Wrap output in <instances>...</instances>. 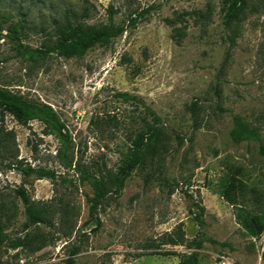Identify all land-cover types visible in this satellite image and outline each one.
Returning a JSON list of instances; mask_svg holds the SVG:
<instances>
[{
  "label": "rangeland",
  "instance_id": "1",
  "mask_svg": "<svg viewBox=\"0 0 264 264\" xmlns=\"http://www.w3.org/2000/svg\"><path fill=\"white\" fill-rule=\"evenodd\" d=\"M1 9L0 86L52 106L66 125L72 167L61 164L62 145L43 133V123L21 125L4 115L0 130L12 132L17 160L57 178L8 169L15 157L8 160L0 150L6 238L0 264H179L177 256L151 254L164 251H195L199 264H264V234L248 236L235 207L218 193L229 173L245 183L241 201L247 207L259 208L252 188L264 193L259 145H237L230 136L238 114L260 128L264 141V0H246L243 16L229 29L225 0H2ZM110 11L126 31L82 57L51 54L35 62L18 52L19 44H52L55 23L66 14L99 26L109 22ZM146 108L170 133L160 167L135 170L122 192L99 208L98 227L80 169L115 173L130 140L151 122ZM20 187L36 204L51 206L46 223L25 229L24 205L15 193ZM26 234L24 245L12 248ZM170 236L181 245L168 244ZM193 240L201 241L199 248L189 247Z\"/></svg>",
  "mask_w": 264,
  "mask_h": 264
},
{
  "label": "trees",
  "instance_id": "2",
  "mask_svg": "<svg viewBox=\"0 0 264 264\" xmlns=\"http://www.w3.org/2000/svg\"><path fill=\"white\" fill-rule=\"evenodd\" d=\"M2 0H0V23L4 14L1 9ZM246 10V0H225V13L223 24L229 29L238 24ZM86 11V10H85ZM148 10L142 11L136 17L130 19V25L135 26L139 18L144 17ZM168 23L173 22L169 19ZM126 31V26L115 24L110 11L109 22L99 26L87 25L78 20L77 14H66L63 22L55 23V40L52 44L42 46L41 48H26L19 44V54L30 61H39L45 59L51 54H57L67 59L82 57L88 50L95 46L108 44L112 39L122 35ZM1 37V32H0ZM264 49V43H263ZM122 97H128L127 94H121ZM193 112L198 109V104L194 102L191 107ZM147 114L151 116V122L145 121L144 127L138 130L135 136L130 140V146L125 152H122L121 164L117 171L107 177L97 176L84 169H80L83 182L88 185L92 192V197L88 199L90 204V218L99 227L100 219L97 217L99 208L108 201L111 196L119 195L127 179L137 169L146 168L157 163L160 167L161 157L167 149L170 133L163 126L161 119L150 108H146ZM10 115L21 125H27L31 121H40L44 124V134L54 136L59 140L62 147L58 150V159L66 168H71L72 164L68 161V149L70 138L66 131V125L60 119L59 115L49 104L33 102L25 99L0 86V121L4 115ZM233 128L230 136L232 141L239 145L242 142H255L259 145V152L264 156V141L259 127L252 126L238 114L232 116ZM5 131V130H3ZM0 130V150L8 154L9 161L6 164L8 169H16L25 176H36L38 179L56 180V174L51 170L36 169L30 165L23 166L17 156L12 154V148L9 142L12 139V132ZM179 142L182 138L175 136ZM245 183L233 174H227L219 186L218 193L223 196L227 202L235 207V215L238 223L244 232L251 238H259L264 234V193H259L257 188H252L253 199L258 205V209H251L245 205L241 198L247 192ZM16 195L21 199L24 205V211L27 218L25 229L39 224L46 223L51 215V206H42L31 200L25 188L20 187L15 190ZM28 234L24 237H18L12 244L16 249L24 245ZM3 226L0 222V245L5 241ZM168 244L172 246L181 245V241L170 236ZM201 241L193 240L189 243L190 248L197 249ZM152 255L177 256L179 264H199L200 258L197 252L190 251L178 253L174 251L153 252ZM264 259V253H263Z\"/></svg>",
  "mask_w": 264,
  "mask_h": 264
}]
</instances>
